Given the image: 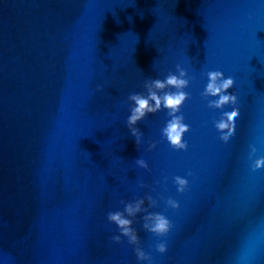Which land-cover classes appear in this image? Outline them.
<instances>
[{"label":"water","instance_id":"1","mask_svg":"<svg viewBox=\"0 0 264 264\" xmlns=\"http://www.w3.org/2000/svg\"><path fill=\"white\" fill-rule=\"evenodd\" d=\"M0 264H264V0H0Z\"/></svg>","mask_w":264,"mask_h":264}]
</instances>
